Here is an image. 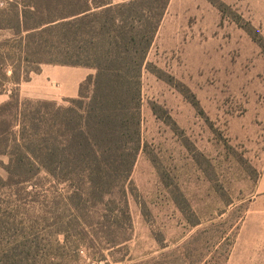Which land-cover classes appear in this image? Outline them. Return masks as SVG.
Returning <instances> with one entry per match:
<instances>
[{
  "label": "trees",
  "instance_id": "trees-1",
  "mask_svg": "<svg viewBox=\"0 0 264 264\" xmlns=\"http://www.w3.org/2000/svg\"><path fill=\"white\" fill-rule=\"evenodd\" d=\"M208 1L264 53L259 30L222 0ZM170 3L12 0L0 8V31L11 32L0 41V94L13 85L9 100L0 105V157L8 158L0 163L5 172L0 174V234L9 238L1 241L0 264L126 262L133 235L128 192L137 190L131 177L143 148L144 70L203 112L186 84L148 61ZM44 64L91 68L95 74L67 106L22 100L19 85ZM175 201L184 213L191 212L188 218L195 216L182 194ZM22 208L43 215L46 234L34 226L27 231L23 222L18 231L6 211Z\"/></svg>",
  "mask_w": 264,
  "mask_h": 264
},
{
  "label": "rangeland",
  "instance_id": "rangeland-1",
  "mask_svg": "<svg viewBox=\"0 0 264 264\" xmlns=\"http://www.w3.org/2000/svg\"><path fill=\"white\" fill-rule=\"evenodd\" d=\"M222 1L264 36V0ZM10 36L0 31V41ZM148 61L186 84L203 112L144 70L143 148L131 177L137 190L128 192L133 235L124 264H264V53L208 0H171ZM68 67L79 69H65L71 86L82 72L78 89L95 74ZM62 94L54 101L69 105ZM179 193L194 217L176 203ZM39 214L6 211L19 232L34 226L46 234ZM8 240L0 234V244Z\"/></svg>",
  "mask_w": 264,
  "mask_h": 264
},
{
  "label": "crops",
  "instance_id": "crops-1",
  "mask_svg": "<svg viewBox=\"0 0 264 264\" xmlns=\"http://www.w3.org/2000/svg\"><path fill=\"white\" fill-rule=\"evenodd\" d=\"M112 1L114 4H118L124 2L125 0H112ZM66 68L79 71V69L70 68L68 66L60 67L50 64H45L44 66H42L40 73H35L34 76L30 77V80L24 81L19 85L21 99L22 100L50 99L54 101L57 100L56 96L57 94H59V92L63 93L64 96L68 98H76L78 96V91H79L78 82L80 81L78 76H80L82 72L80 71V73H76L73 76L75 77L74 79L76 85L71 86L69 82L68 83L66 82L67 79L64 75ZM59 84L63 88H61ZM12 87H13L12 84L9 85L8 90L0 94V105L9 100ZM50 94H53V97H51Z\"/></svg>",
  "mask_w": 264,
  "mask_h": 264
},
{
  "label": "built area",
  "instance_id": "built-area-1",
  "mask_svg": "<svg viewBox=\"0 0 264 264\" xmlns=\"http://www.w3.org/2000/svg\"><path fill=\"white\" fill-rule=\"evenodd\" d=\"M7 5V0H0V8H4Z\"/></svg>",
  "mask_w": 264,
  "mask_h": 264
}]
</instances>
